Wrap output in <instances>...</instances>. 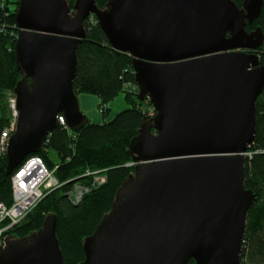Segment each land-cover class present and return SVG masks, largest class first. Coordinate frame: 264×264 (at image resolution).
<instances>
[{"label": "water", "instance_id": "obj_1", "mask_svg": "<svg viewBox=\"0 0 264 264\" xmlns=\"http://www.w3.org/2000/svg\"><path fill=\"white\" fill-rule=\"evenodd\" d=\"M264 0H20L14 90L18 113L7 174L39 153L59 116L90 119L74 92L77 50L95 16L109 44L133 56L138 98L157 114L132 141L139 161L83 243L81 264H241L248 212L246 156L256 141L264 66ZM56 215L28 237L7 238L0 264H65Z\"/></svg>", "mask_w": 264, "mask_h": 264}, {"label": "trees", "instance_id": "obj_2", "mask_svg": "<svg viewBox=\"0 0 264 264\" xmlns=\"http://www.w3.org/2000/svg\"><path fill=\"white\" fill-rule=\"evenodd\" d=\"M19 1L5 0L2 5L0 0V139L13 120L10 99L23 77L16 55ZM68 1L73 9L76 0ZM232 1L242 8L244 0ZM95 2L103 10L109 0ZM91 18L86 24V38L77 50L74 92L78 96H96L104 121L89 120L71 131L58 125L44 148L32 154L43 158L53 170L55 164L49 153L56 152L60 162L55 177L62 186L50 191L23 221L6 233L7 238L13 240L28 237L42 227L48 215H56L57 236L65 264H81L85 260L84 240L94 233L102 217L110 211L124 181L135 173L139 161L134 159L131 143L139 135L146 108L152 105L148 98L144 102L138 98L133 56L114 49L97 18ZM259 27L264 33V5L260 17L253 24L247 23L246 30L252 32ZM254 53L264 66V45ZM123 92L131 108L108 120L111 112L108 104ZM256 132L255 144L250 149L253 157L247 159L245 167V186L255 194V199L248 212L241 264H264V91L256 102ZM7 164V155H0V202L10 206L13 173L7 174ZM87 171L98 174L85 176ZM96 175L106 177L105 183L95 182ZM77 184L89 189L79 204L73 203L70 197ZM188 264L196 262L191 260Z\"/></svg>", "mask_w": 264, "mask_h": 264}, {"label": "built area", "instance_id": "obj_3", "mask_svg": "<svg viewBox=\"0 0 264 264\" xmlns=\"http://www.w3.org/2000/svg\"><path fill=\"white\" fill-rule=\"evenodd\" d=\"M2 5L5 0H1ZM13 120L11 125L4 130L0 139V155H7L9 140L16 130L17 125V109L15 95L10 99ZM144 114L147 119L156 116L157 111L153 105H149ZM59 125L67 131H71L63 116H59ZM48 142V141H47ZM46 142V143H47ZM248 159L253 157V153L246 154ZM58 169V167H57ZM57 169H49L43 158L40 156H29L25 161L14 170L12 175L13 201L10 206L0 202V246L5 244L7 239L6 233L14 226L23 221L26 216L33 211L37 205L46 197L47 193L55 190L62 185L55 177ZM98 174L87 171L85 176ZM106 177L96 175L95 182L99 185L104 184ZM89 192L86 187L76 186L71 193V200L75 204L81 203L84 194Z\"/></svg>", "mask_w": 264, "mask_h": 264}, {"label": "rangeland", "instance_id": "obj_4", "mask_svg": "<svg viewBox=\"0 0 264 264\" xmlns=\"http://www.w3.org/2000/svg\"><path fill=\"white\" fill-rule=\"evenodd\" d=\"M14 2L15 1H17V0H13ZM12 6V8H16V6L15 5H11ZM94 20V18H91V21H93ZM82 97H87V98H89V97H96V96H94V95H86V94H82L81 96H79V100H80V106H81V109H82V111L87 115V117L89 118V119H91V121L94 123L95 121H93L94 119H93V117L91 118V116L89 115V114H87L85 111H84V108H83V104H82V101H81V98ZM109 108H110V110H111V112H110V115H109V117H108V120H110L111 118H113L116 114H118V113H120V112H123V111H125V110H127V109H129V108H131V104L130 103H128L127 101H126V94H125V92H123V93H121V94H119L113 101H111L109 104ZM99 104L98 105H96L95 106V112L98 114V115H102L100 112H99ZM103 117V116H102ZM102 120H104V118H102ZM47 140H48V138H47ZM46 143V142H45ZM45 145V144H44ZM43 148H44V146H43ZM42 148V149H43ZM249 153H253V152H251V151H249L248 153H246V154H249ZM245 154V156H246V159H248V157H247V155ZM32 156H34V155H32ZM49 156H50V158L52 159V161L54 162V164H55V167H54V169H57V165L59 164V162H60V160H59V157L57 156V154H56V152L55 151H52L51 153H49ZM52 170V169H51ZM60 184V183H59ZM78 185V184H77ZM76 185V186H77ZM76 186H74V187H76ZM78 186H80V185H78ZM48 194V193H47Z\"/></svg>", "mask_w": 264, "mask_h": 264}, {"label": "crops", "instance_id": "obj_5", "mask_svg": "<svg viewBox=\"0 0 264 264\" xmlns=\"http://www.w3.org/2000/svg\"><path fill=\"white\" fill-rule=\"evenodd\" d=\"M81 101L84 111L89 114L91 118L93 117L94 123H103L104 120H102V115L100 116L95 112V106L99 104V99L97 97H82Z\"/></svg>", "mask_w": 264, "mask_h": 264}, {"label": "flooded vegetation", "instance_id": "obj_6", "mask_svg": "<svg viewBox=\"0 0 264 264\" xmlns=\"http://www.w3.org/2000/svg\"><path fill=\"white\" fill-rule=\"evenodd\" d=\"M256 52V51H255Z\"/></svg>", "mask_w": 264, "mask_h": 264}]
</instances>
